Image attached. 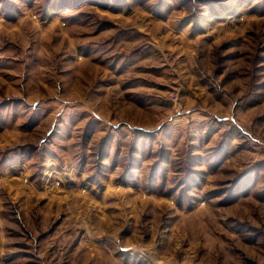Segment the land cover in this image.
Masks as SVG:
<instances>
[{
    "label": "rangeland",
    "instance_id": "1",
    "mask_svg": "<svg viewBox=\"0 0 264 264\" xmlns=\"http://www.w3.org/2000/svg\"><path fill=\"white\" fill-rule=\"evenodd\" d=\"M0 264H264V0H0Z\"/></svg>",
    "mask_w": 264,
    "mask_h": 264
}]
</instances>
